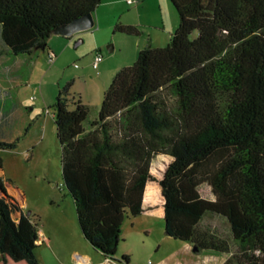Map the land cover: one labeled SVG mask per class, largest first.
<instances>
[{"label":"trees","instance_id":"trees-1","mask_svg":"<svg viewBox=\"0 0 264 264\" xmlns=\"http://www.w3.org/2000/svg\"><path fill=\"white\" fill-rule=\"evenodd\" d=\"M102 2L0 0L6 52L45 49L58 28ZM169 2L180 18L169 43H148L121 69L88 126L90 107L70 86L60 90L54 120L64 188L83 237L109 259L125 219L154 210L145 199L156 184L169 236L196 253L230 254L228 240L200 228L206 216L223 217L239 248L232 258L264 264V0ZM115 32L139 34L120 24ZM16 146L0 141V153ZM37 225L0 180V264H41Z\"/></svg>","mask_w":264,"mask_h":264},{"label":"rangeland","instance_id":"rangeland-1","mask_svg":"<svg viewBox=\"0 0 264 264\" xmlns=\"http://www.w3.org/2000/svg\"><path fill=\"white\" fill-rule=\"evenodd\" d=\"M108 1L103 0L99 8L105 20L120 23L122 17L133 18L134 13L129 11L119 16L116 7ZM163 1L170 4L171 11L166 18L171 23L172 35L179 26L180 18L169 0H150L148 19L153 23L160 20L164 13L161 7ZM123 5L129 6L125 2ZM87 34L88 40L85 43L76 48L75 43L80 37H75L70 49L63 54V37L51 38L50 44L55 47L54 50L60 49L59 59L54 63L48 59V49L36 50L32 55L14 57L6 52L0 37V141H17L15 149H5L0 153L3 160L0 180L5 189L9 183L23 196L24 212L38 224L39 230H44L46 235H50L51 231L58 232V242L56 241V245L52 244L53 249L45 242L37 250L46 264L71 262V248L67 245V242L70 243L67 238V224H77L74 202L64 188L62 151L55 132L54 103L58 94L60 90L70 86V92L77 98L84 95L86 103L90 105V119L85 123L88 126L90 120L97 118L104 95L116 75L122 68L133 65L139 55L138 52L133 56L135 46L125 43L128 40L126 38L137 40V35L126 37L127 35L115 32V28L107 27L99 31L98 36H93L91 32ZM195 35L196 33L193 36ZM96 37L103 44L102 53L98 51ZM146 37H143L144 40ZM117 40L119 47L116 52H111L110 49L117 44ZM97 53L102 54L105 59L98 71L91 67ZM112 55L116 56L119 68L109 78L106 70H111L112 64H106L107 58ZM105 83L106 88L103 89ZM167 98L171 104L174 103L172 94L169 93ZM9 107L10 113L5 114ZM203 194L211 196L207 188L203 189ZM124 226L126 233L125 237L122 236L118 252L119 264H127L123 260V254L131 259V264H161L165 260L166 264H178L179 260L180 264H224L228 259H232L233 264H238L232 254L238 253L239 248L233 240L230 224L223 217L206 216L200 228L228 240L231 244L230 254L213 250L196 253L192 248L190 251L183 250L187 243L167 234L164 219L130 215L125 219ZM78 237L80 246L88 249V241L81 230ZM173 253L179 257H172Z\"/></svg>","mask_w":264,"mask_h":264},{"label":"crops","instance_id":"crops-1","mask_svg":"<svg viewBox=\"0 0 264 264\" xmlns=\"http://www.w3.org/2000/svg\"><path fill=\"white\" fill-rule=\"evenodd\" d=\"M137 0L135 2V4H129L128 0H109L108 3L112 4L113 6H115L117 12H119V16H123L126 12H131L134 13V16H136L134 18L130 17V18H125L122 17V19H120V23H116L117 21H111L110 20H105L104 18V14H102V12L98 10L93 14V17L95 19V25L93 28L86 30V31H82L79 33H75L70 37H66V36H62L60 34H56L54 33L53 36L51 38L57 37L55 39L61 38L63 37V39L65 40H61V43L63 44V47L61 48L62 52L61 54L65 53L68 49H70L71 47V43L74 41L75 37H80L76 43H78V46H75L76 48H78L81 44L85 43L88 38H86V35H88L87 33H93V36H98V32L101 31L102 29H114L116 28V26L118 24L120 25H124V26H133L136 27L139 30V34L137 35V40L133 39L130 40L129 38H126L128 40H126L125 43H131V45L135 46V49L133 51V56L134 54L137 55L138 52H140L143 47H145L148 43H150L153 47H163L165 45H167L171 39V23H169V20L166 18L167 16H169V13L171 11L170 9V4L167 2V4L163 1L162 2V10H164L162 13V15L160 16V20L158 22H149L148 19V8H150V0ZM124 2L129 5L130 7H133L132 9L129 8V6L125 7L123 4ZM121 5V6H120ZM124 6V8H123ZM167 12V15H166ZM165 14V15H164ZM96 29V30H94ZM148 34V36L146 37V35ZM57 35V36H56ZM126 35V34H124ZM146 37L145 40L143 37ZM126 37H134L131 35H127ZM136 37V36H135ZM123 37H121L122 39ZM76 39V38H75ZM97 40V45L99 46V52L102 53V48H103V44L101 42L98 41V37H96ZM65 43V44H64ZM119 47V41L117 40V44L115 43V45L113 46V52H116V50ZM55 47H53L50 44V40L48 42V46L45 48V50L48 49V59L50 58V54H54L55 57L53 59V63L57 62L59 59V51L60 49L57 48V51L54 50ZM99 54V53H97ZM96 54V55H97ZM40 56H38L39 58ZM95 59V57L93 58ZM108 62H107V66L112 64V68L111 70H106L108 77L111 78L112 74H114V71L116 72V70H118V64L116 60V56L112 55L109 56L108 58ZM132 59V57H131ZM104 57H103V61H104ZM103 61L100 63L98 70L100 69L101 64L103 63ZM94 62V60H93ZM75 64V63H74ZM76 65V64H75ZM113 65H115V68L113 67ZM106 66V68H108ZM92 69H95L92 63ZM75 68H77V66H75ZM96 70V69H95ZM97 70V71H98ZM106 88V83L105 86L103 85V89ZM102 88L100 89V92H102L103 90ZM84 95L82 94L80 96L81 101L88 105L90 107L89 104L86 103L85 99H84ZM5 114H9L10 113V107L7 109L6 112H4ZM6 189L8 190V192L13 195L18 202L20 203V207L24 212V203H23V196L21 197V195L13 188V186L11 184L8 183V187H6ZM160 204H161V200H160V195H159V187L156 184H151L148 189H147V195H146V199H145V205L146 206H154V210H150L147 213L141 215V216H147V217H153V218H157V219H163L162 218V209L160 208ZM25 213V212H24ZM136 219V218H135ZM69 224V225H68ZM67 224V238L70 241V243L67 242V245L70 246L71 248V253H70V258H71V262L70 263H66L64 261H62V264H119V255H116L115 258V262L114 263H110L108 261V257L104 256L103 253L95 250L90 243L86 242L87 244V248H84L83 246H80V242H79V237H78V233L80 231L79 228V224L77 221V224L74 226L73 223H68ZM134 222L132 223V225L134 226ZM39 248L45 244V242H47L48 244H50V249H53L54 245L52 246L53 243H55L56 245V241H57V237L56 235L58 234L57 231H55V233L53 231H51L50 235H46L44 230H39ZM125 226L123 225V237H125ZM58 242V241H57ZM38 248V249H39ZM183 250H188L190 251L191 248L193 250V246L190 243H187L186 246H183ZM37 249V250H38ZM194 251V250H193ZM177 253V252H176ZM173 253L172 257L174 256V258H178L179 256ZM126 255V254H123ZM122 255V256H123ZM37 256L41 262V264H46V262L44 261V259H42V257L37 253ZM165 259H163L164 261ZM179 260V259H178ZM45 262V263H44ZM167 260H165L164 262H162L161 264H166ZM181 261L179 260L178 264H180ZM127 264H131V259L129 258V262ZM183 264V263H182Z\"/></svg>","mask_w":264,"mask_h":264},{"label":"water","instance_id":"water-1","mask_svg":"<svg viewBox=\"0 0 264 264\" xmlns=\"http://www.w3.org/2000/svg\"><path fill=\"white\" fill-rule=\"evenodd\" d=\"M94 25H95V19L93 17V13H89L82 17L76 18L75 20H73L68 24L61 26L55 31V33L60 34L62 36L70 37L75 33L89 30L93 28ZM76 46H78V43H76ZM110 51L113 52V46L111 47Z\"/></svg>","mask_w":264,"mask_h":264},{"label":"built area","instance_id":"built-area-1","mask_svg":"<svg viewBox=\"0 0 264 264\" xmlns=\"http://www.w3.org/2000/svg\"><path fill=\"white\" fill-rule=\"evenodd\" d=\"M136 1H137V0H128V3H129V4H135ZM54 57H55L54 54H50V58H49L50 62L53 61ZM102 61H103V56H102V54H100V53L97 54V55L95 56V59H94V62H93V66H94V68H95L96 70H98L99 65H100V63H101ZM108 261H109L110 263H114V262H115L113 259H108Z\"/></svg>","mask_w":264,"mask_h":264}]
</instances>
